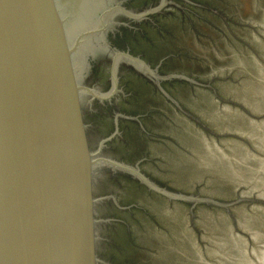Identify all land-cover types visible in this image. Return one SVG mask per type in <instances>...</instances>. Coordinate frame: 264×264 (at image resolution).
Instances as JSON below:
<instances>
[{"label": "water", "instance_id": "obj_1", "mask_svg": "<svg viewBox=\"0 0 264 264\" xmlns=\"http://www.w3.org/2000/svg\"><path fill=\"white\" fill-rule=\"evenodd\" d=\"M0 264H264V0H0Z\"/></svg>", "mask_w": 264, "mask_h": 264}]
</instances>
